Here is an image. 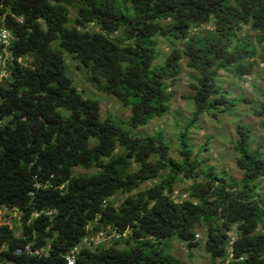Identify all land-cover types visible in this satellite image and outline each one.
<instances>
[{
	"label": "trees",
	"instance_id": "1",
	"mask_svg": "<svg viewBox=\"0 0 264 264\" xmlns=\"http://www.w3.org/2000/svg\"><path fill=\"white\" fill-rule=\"evenodd\" d=\"M3 26L13 41L6 47L8 75L0 79V208L19 207L24 221L0 229V248L6 246L0 262L67 264L65 254L91 225L131 233L83 248L75 264H187L169 251V241L198 246L202 227L213 262L264 264V143L253 146L252 127L237 123L234 150L243 176L235 181L225 170L201 166L189 138L203 113L218 118L236 100L246 101L217 79L221 70L251 75L258 46L264 62V0H0ZM245 27L257 45L241 34ZM159 37L172 47L155 64ZM65 53L91 70L98 91L130 108L126 129L112 116L102 118L100 102L74 84ZM184 56L196 72L188 96L195 110L178 133L176 161L162 131L135 130L171 110ZM255 114L264 128V103ZM76 167L91 172L75 174ZM35 175L64 186L33 197ZM180 177L193 182L188 197L176 200ZM117 193L129 195L115 205ZM34 210L54 211L29 222ZM28 243L50 244L49 254L16 253Z\"/></svg>",
	"mask_w": 264,
	"mask_h": 264
},
{
	"label": "rangeland",
	"instance_id": "2",
	"mask_svg": "<svg viewBox=\"0 0 264 264\" xmlns=\"http://www.w3.org/2000/svg\"><path fill=\"white\" fill-rule=\"evenodd\" d=\"M90 28H93V26L90 25ZM205 28H212V26L210 24L202 25L195 31H203ZM241 34H249L257 45L255 33L248 27H245ZM176 46L182 47L183 42L176 41ZM171 47L170 39L159 37V50L161 54L154 63H161L170 53ZM258 49V54L254 59L256 65L255 70L251 75H245L239 78L231 72L221 70L217 79V83L221 87L229 90L231 97H244L246 101L241 102L236 100L235 105L229 106L223 112H218V118L203 113L199 122L191 128L189 135L193 156H198L199 159L204 161L201 166L208 168L210 165H213L216 167L215 169L218 173L225 170L229 179L235 181H239L243 176V170L236 163L237 153L234 150V142L237 139V123L244 122L252 127L253 146H256L260 141L264 143V128L261 125L262 118L255 114V111L264 103V62L260 59L262 51L259 46ZM65 58L68 63L67 72L74 79V84L85 96L100 102L102 118L112 116L126 129L123 121L130 117V108L122 104L116 97L98 91L89 80L91 75L89 68L83 66L78 60L73 59L68 53H65ZM181 64L182 71L175 85L171 87L175 92V96L171 102V110L169 113L163 117L155 118L147 125L135 130V133L143 135H155L162 131L166 142L171 147L169 156L176 161L182 160V156L179 153L178 133L192 117L195 110V103L188 96L193 93L192 85L197 82L193 77L196 72L187 66L186 56L181 60ZM89 172L91 170L81 167L74 169L75 174ZM168 172L169 170H165L163 174H167ZM157 181H159V178L144 182L133 193L147 188ZM192 182V179L180 177L175 185L174 198L176 200L187 198L188 190ZM261 188L264 191V179L262 180ZM128 195L117 193L112 198V201L115 205H119ZM197 233V238L200 242L198 246L189 248L181 240L172 238L169 241V251L187 264H219L220 260L217 259L213 262L211 256L205 249L206 228H199ZM119 246L121 247L123 244ZM0 264L12 263L1 261ZM225 264H228V262Z\"/></svg>",
	"mask_w": 264,
	"mask_h": 264
},
{
	"label": "built area",
	"instance_id": "3",
	"mask_svg": "<svg viewBox=\"0 0 264 264\" xmlns=\"http://www.w3.org/2000/svg\"><path fill=\"white\" fill-rule=\"evenodd\" d=\"M22 18H19L21 20ZM13 41V35L11 30L7 26H3L0 30V43L4 46V51L0 52V79L7 76L8 72L6 69V64L8 59L10 58L9 52L6 50ZM4 120L0 118V126L3 124ZM40 179L39 176L35 175V183L34 188L30 191L31 196H35L38 189H46V188H63L64 185L55 186V184L50 180ZM54 210H46L39 211L34 210L31 213V217L29 218V222L32 219H36L41 216L43 212L46 214H52ZM97 220V219H96ZM24 221V212L19 207L16 206H3L0 208V229L4 226H8L9 228H14L18 224H22ZM87 233L83 236L82 240L73 246L66 254L65 259L67 264H75L78 258L79 253L83 248L95 249L98 245L109 242L111 239L127 237L131 233V229L127 228L124 232H119L117 230H113L111 233H108L105 229H98L93 231V227L91 225L87 226ZM51 245L47 244L42 247H35L34 244L28 243L23 247H19L16 249L17 254L27 253L29 255H37L42 257L43 255L49 254ZM1 250L6 249V246L3 245L0 248Z\"/></svg>",
	"mask_w": 264,
	"mask_h": 264
}]
</instances>
